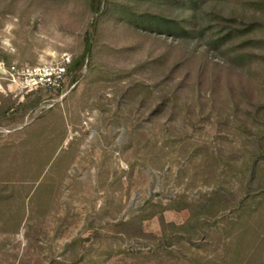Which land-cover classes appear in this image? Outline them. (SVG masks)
I'll return each mask as SVG.
<instances>
[{"label":"rangeland","instance_id":"374dc122","mask_svg":"<svg viewBox=\"0 0 264 264\" xmlns=\"http://www.w3.org/2000/svg\"><path fill=\"white\" fill-rule=\"evenodd\" d=\"M186 1L109 0L72 82L91 0H0V264H264V0H206L195 40Z\"/></svg>","mask_w":264,"mask_h":264},{"label":"trees","instance_id":"16d2710c","mask_svg":"<svg viewBox=\"0 0 264 264\" xmlns=\"http://www.w3.org/2000/svg\"><path fill=\"white\" fill-rule=\"evenodd\" d=\"M206 0H188L182 3L181 7L177 9L179 18L170 19L175 29L183 33L188 39H198L196 34V26L202 24L209 19L213 14L211 11L205 9ZM218 0H209L210 3H216ZM109 0H91V8L94 12V18L87 31L84 42V50L82 54L75 58L69 65L68 71L71 73L72 82H77L82 76V70L88 66L89 58L92 53L93 40L97 30L98 20L100 15L107 9ZM181 17V18H180ZM231 32H229L230 34ZM220 193L216 192L211 197H207L191 207V216L185 224L177 225L175 223L169 224L174 228L183 232V237L188 241L193 242L198 233H205L204 225L207 223L206 213L212 211L220 203ZM244 199L240 202V206L244 205Z\"/></svg>","mask_w":264,"mask_h":264},{"label":"built area","instance_id":"2783aa9c","mask_svg":"<svg viewBox=\"0 0 264 264\" xmlns=\"http://www.w3.org/2000/svg\"><path fill=\"white\" fill-rule=\"evenodd\" d=\"M66 71L67 66L64 65L58 68L52 66L25 67L22 70L16 65L11 67L13 79L19 80L24 87L30 90L41 86L55 87L60 85Z\"/></svg>","mask_w":264,"mask_h":264}]
</instances>
